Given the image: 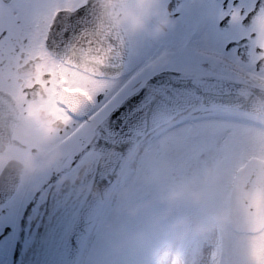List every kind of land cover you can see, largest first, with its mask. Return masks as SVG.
Segmentation results:
<instances>
[{
	"label": "snow or ice",
	"instance_id": "snow-or-ice-1",
	"mask_svg": "<svg viewBox=\"0 0 264 264\" xmlns=\"http://www.w3.org/2000/svg\"><path fill=\"white\" fill-rule=\"evenodd\" d=\"M163 6L175 25L158 40L168 60L153 65L124 32L90 39L91 0H0V96L37 128L55 130L73 163L118 136L151 134L164 113L179 116L186 150L230 161L250 143L243 90L264 89V0ZM245 218L241 235L216 236L210 254L209 241L177 240L159 264H264V237L255 234L264 215L247 210Z\"/></svg>",
	"mask_w": 264,
	"mask_h": 264
},
{
	"label": "clouds",
	"instance_id": "clouds-1",
	"mask_svg": "<svg viewBox=\"0 0 264 264\" xmlns=\"http://www.w3.org/2000/svg\"><path fill=\"white\" fill-rule=\"evenodd\" d=\"M91 2L87 35L97 43L110 33L124 32L126 43L139 51L144 42L163 39L175 25L171 12L163 6L164 0ZM167 60L168 52L162 49L149 62L158 65ZM242 101L251 118L250 143L230 161L210 156L188 163L185 171L180 172L166 151L150 150L143 164L135 165L126 173V181L103 192L96 190L93 195L122 201L139 187L163 184L164 200L170 204L187 202L202 210L199 214L177 217L167 225L172 241L230 233L241 235L247 210L264 215V144L261 143L264 141V89H244ZM0 103L4 105L0 110V176L11 172L21 187H38L37 173L45 166H54L63 155L56 132L47 126L37 128L35 118L26 112L19 113L12 98L0 96ZM43 145H48L49 150L45 151ZM41 153L45 159L37 163L36 157ZM246 175L251 178L250 182L242 186L240 177ZM109 229L107 220L98 225L101 233ZM255 234L264 237V222ZM151 237L149 231H137L110 239L95 254L81 252L76 264H137L134 252Z\"/></svg>",
	"mask_w": 264,
	"mask_h": 264
},
{
	"label": "rangeland",
	"instance_id": "rangeland-1",
	"mask_svg": "<svg viewBox=\"0 0 264 264\" xmlns=\"http://www.w3.org/2000/svg\"><path fill=\"white\" fill-rule=\"evenodd\" d=\"M156 47L155 41L144 42L139 50V58L145 61L150 59L156 54ZM150 150L155 152L166 151V154L175 162L176 168L180 172L185 171V166L188 163H194L210 157L197 156L186 150L183 147V137L180 134L179 127H176L163 134L152 135L136 162L129 165L128 171L134 169L137 164H143L149 158ZM93 169V164L91 163L86 174H92ZM127 172H125L121 182L127 180ZM77 177L72 181H76ZM90 181L91 179H89ZM163 189V184H151L137 188L125 200L116 201L113 199L110 208L102 218V220L110 222V229L105 233H101L97 227L87 251L95 254L106 246L110 239L119 238L122 235L137 231H149L152 233L150 241L137 249L133 255L137 264H159L166 249L177 240H183L176 239L172 241V237L167 232V225L177 217L188 215L183 208L185 202L170 204L162 198ZM129 209H132V211ZM201 211V209H192V214H199ZM188 239L211 242L204 248L205 254L208 255L214 247L216 236L209 235L203 238L192 237ZM34 243L33 240L26 254L34 247Z\"/></svg>",
	"mask_w": 264,
	"mask_h": 264
},
{
	"label": "flooded vegetation",
	"instance_id": "flooded-vegetation-1",
	"mask_svg": "<svg viewBox=\"0 0 264 264\" xmlns=\"http://www.w3.org/2000/svg\"><path fill=\"white\" fill-rule=\"evenodd\" d=\"M171 30L169 31V33ZM158 53V41H155ZM143 46V45H142ZM155 54V55H156ZM165 128L157 133L160 134ZM63 155L54 166H45L38 173V187H21L11 172L0 176V264H18L35 239L37 223L51 217L52 199L68 179L74 180L82 169L85 173L89 165L98 159V153L90 152L73 163L72 153L67 145L60 144ZM45 151L48 145H43ZM45 159L43 153L37 155V163ZM193 209H200L185 202ZM7 229V231H5ZM23 239L21 253L16 257L17 245Z\"/></svg>",
	"mask_w": 264,
	"mask_h": 264
},
{
	"label": "water",
	"instance_id": "water-1",
	"mask_svg": "<svg viewBox=\"0 0 264 264\" xmlns=\"http://www.w3.org/2000/svg\"><path fill=\"white\" fill-rule=\"evenodd\" d=\"M178 117L175 113H164L156 118L153 125V131L160 126L169 123ZM149 134H144L140 129L132 137H116L109 146H101L93 151L99 153L98 161L94 175L92 176L89 188L78 207L74 219L69 227L65 238L64 252L59 258V264H76L79 254L84 252L91 235L97 227L104 207L108 201L105 198H97L93 195L96 190L106 191L116 185L120 179L130 157L132 156L137 145ZM126 145L123 150L121 145ZM43 222L38 226L36 238L41 231ZM79 225L75 229L73 242V226ZM38 239V238H37ZM37 241V240H36ZM23 239L17 245L16 255L21 252ZM36 244V242H35ZM33 264L37 263L38 256H32Z\"/></svg>",
	"mask_w": 264,
	"mask_h": 264
},
{
	"label": "bare ground",
	"instance_id": "bare-ground-1",
	"mask_svg": "<svg viewBox=\"0 0 264 264\" xmlns=\"http://www.w3.org/2000/svg\"><path fill=\"white\" fill-rule=\"evenodd\" d=\"M146 139L134 151L130 159L131 163H135L137 156L144 150ZM90 177L91 174L87 175L81 169L76 181L66 180L58 193L54 195L51 217L43 222L36 244L21 264H33V254L38 256L36 264H59V258L65 250L66 235L83 200Z\"/></svg>",
	"mask_w": 264,
	"mask_h": 264
}]
</instances>
